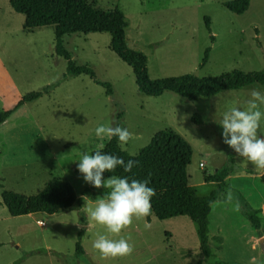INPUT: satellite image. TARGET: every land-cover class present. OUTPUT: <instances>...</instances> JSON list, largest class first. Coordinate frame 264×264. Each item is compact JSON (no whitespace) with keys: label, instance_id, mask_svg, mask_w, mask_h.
<instances>
[{"label":"rangeland","instance_id":"obj_1","mask_svg":"<svg viewBox=\"0 0 264 264\" xmlns=\"http://www.w3.org/2000/svg\"><path fill=\"white\" fill-rule=\"evenodd\" d=\"M94 1L100 8L116 6L124 12L126 44L146 55L151 79L218 75L233 69L264 71V0H249L241 14L227 9V0ZM23 22V14L14 11L8 0H0V111L13 108L29 92L41 91L0 124V264H252L253 258L255 264H264V241L260 242L264 184L256 175L261 170L223 143L218 124L225 111L246 99L248 90L264 91V86L253 83L196 101L171 91L145 95L138 90L131 67L111 50L108 32L65 34L63 45L71 58L90 66L98 82L86 74L64 76L66 60L55 52L54 26L24 29ZM99 82H108L111 93ZM194 113L202 117L200 124L191 120ZM99 124L127 128L132 136L119 144L130 154H137L159 131L179 133L192 149L186 172L198 195L216 188L203 176L227 165L235 175L227 179L229 185L261 209L259 232L235 201L219 199L208 215L212 251L208 258L199 249L196 224L185 215L134 219L119 236L90 222L86 209L106 190L93 187L83 195L90 184L77 163L82 152L91 154L98 143L108 141L95 136ZM259 134L264 135V120ZM52 178L68 181L83 197L82 205L53 214L8 213L1 200L3 189L31 195ZM98 233L113 239L130 237L132 254L102 257L92 247ZM78 240L82 254L75 251Z\"/></svg>","mask_w":264,"mask_h":264},{"label":"trees","instance_id":"obj_2","mask_svg":"<svg viewBox=\"0 0 264 264\" xmlns=\"http://www.w3.org/2000/svg\"><path fill=\"white\" fill-rule=\"evenodd\" d=\"M8 2L14 11L24 15V29L54 26L55 52L66 60L64 76L86 74L98 82L90 66L78 65L71 58L63 45V36L74 32H108L111 50L131 67L136 86L145 95L160 96L165 91H171L190 101H196L204 96H212L224 90L239 89L253 83L264 86L263 70L244 72L233 69L218 75L198 76L189 73L151 79L148 74L146 55L142 51L129 48L126 44L127 20L124 12L116 6L103 9L96 6L94 0H8ZM224 5L230 11L241 14L248 8L249 0H227ZM205 26L210 32L208 18H205ZM210 38L213 39V35ZM208 53L209 48L204 52L203 62L207 60ZM99 83L106 87L107 93H111L108 82ZM40 95L41 91L29 92L13 108L0 111V124L20 104L36 99ZM191 120L197 124L202 122L201 116L195 113L191 116ZM103 151L121 157L125 161L129 159L138 161L131 172L125 173L122 167H117L114 173H104V176L105 178L108 175H117L127 176L129 179H148L150 181L148 186L155 189L156 195L151 198L152 213L145 217L146 220L150 221L152 215L158 219L188 216L196 224L199 249L205 258L212 255L208 244V215L211 204L217 199L225 200L224 194L229 188L233 193L232 200L236 202L240 213L259 232L261 209L253 207L237 189L229 185L227 176L231 168L227 165L204 177V181L216 183L215 189L205 195H198L195 192L188 183L186 172L191 161L192 149L179 133L171 130L159 131L137 154H130L123 149L118 138L114 137L105 143ZM260 178L264 184V175L260 174ZM92 188L91 185L86 187L83 195L90 194ZM1 200L11 216L37 212L53 214L69 210L75 205L80 207L83 203V197L75 193L72 185L59 178L48 180L40 191L31 195L3 189ZM80 235L81 231L78 237ZM75 251L78 254L84 252L79 240L76 242ZM197 264H201V261Z\"/></svg>","mask_w":264,"mask_h":264},{"label":"clouds","instance_id":"obj_3","mask_svg":"<svg viewBox=\"0 0 264 264\" xmlns=\"http://www.w3.org/2000/svg\"><path fill=\"white\" fill-rule=\"evenodd\" d=\"M264 91L259 87L248 90L245 100L237 106L225 111L219 121L222 128V141L238 158L251 163L264 175V135H260L261 122L264 120ZM94 134L100 140L118 138L126 144L132 134L127 128L99 124ZM104 143H98L95 150L89 154L82 152L77 163V169L83 180L95 188H104L105 194L94 202V206L87 207L86 212L90 222L103 226L107 233L119 236L121 231L133 224L134 219H141L151 215V198L156 195L155 189L149 187L148 179H129L127 176L108 175L114 173L117 167H122L125 173L137 166L138 161H125L110 153H105ZM225 200L231 202L232 190L229 188ZM149 227V225H145ZM129 238H110L108 235L97 234L92 247L102 257H123L131 255L134 246L128 242ZM252 264H255L253 258Z\"/></svg>","mask_w":264,"mask_h":264},{"label":"crops","instance_id":"obj_4","mask_svg":"<svg viewBox=\"0 0 264 264\" xmlns=\"http://www.w3.org/2000/svg\"><path fill=\"white\" fill-rule=\"evenodd\" d=\"M202 118V117H201ZM203 164V163H202ZM248 170H250V169H248ZM250 171H252V170H250ZM233 174V172L232 173H229V175L227 176V179L228 180H233V179H235V175H232ZM260 174H261V172H259L258 174H256V175H258V177L260 176ZM203 178H204V176H203ZM210 183H214V182H211V181H209ZM234 182V181H233ZM216 185V184H215ZM233 186H235V184L233 185ZM263 190H264V186H263ZM251 204L256 208H258L259 206H255L252 202H251ZM261 207V206H260ZM211 210H212V204H211V209H210V212H211ZM37 213H41V212H37ZM29 214H33V213H29ZM261 214V212H259V215ZM209 216H210V213H209ZM241 217L245 220V221H247L242 215H241ZM44 222V221H43ZM248 222V221H247ZM44 224H45V222H44ZM43 224V225H44ZM248 224L250 225V223L248 222ZM209 225H210V222H209V224H208V227H209ZM262 225H263V221H261V227H262ZM251 227V226H250ZM252 228V227H251ZM253 229V228H252ZM262 229V228H261Z\"/></svg>","mask_w":264,"mask_h":264},{"label":"built area","instance_id":"obj_5","mask_svg":"<svg viewBox=\"0 0 264 264\" xmlns=\"http://www.w3.org/2000/svg\"><path fill=\"white\" fill-rule=\"evenodd\" d=\"M200 165L202 166V163H201ZM38 223H40L41 225H43V224H44V222H43V221H41V220H39V221H38Z\"/></svg>","mask_w":264,"mask_h":264},{"label":"water","instance_id":"obj_6","mask_svg":"<svg viewBox=\"0 0 264 264\" xmlns=\"http://www.w3.org/2000/svg\"><path fill=\"white\" fill-rule=\"evenodd\" d=\"M263 241H264V239H263V238H261V239H260V242H261V243H263Z\"/></svg>","mask_w":264,"mask_h":264}]
</instances>
